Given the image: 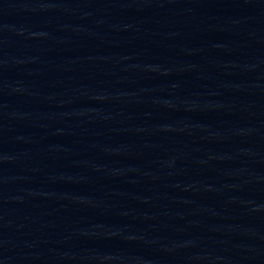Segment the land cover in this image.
Segmentation results:
<instances>
[{
	"label": "water",
	"instance_id": "1",
	"mask_svg": "<svg viewBox=\"0 0 264 264\" xmlns=\"http://www.w3.org/2000/svg\"><path fill=\"white\" fill-rule=\"evenodd\" d=\"M0 264H264V0H0Z\"/></svg>",
	"mask_w": 264,
	"mask_h": 264
}]
</instances>
